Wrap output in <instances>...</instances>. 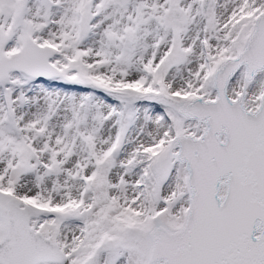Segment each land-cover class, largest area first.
<instances>
[{"label": "snow or ice", "instance_id": "6c2138e0", "mask_svg": "<svg viewBox=\"0 0 264 264\" xmlns=\"http://www.w3.org/2000/svg\"><path fill=\"white\" fill-rule=\"evenodd\" d=\"M0 264H264V0H0Z\"/></svg>", "mask_w": 264, "mask_h": 264}]
</instances>
